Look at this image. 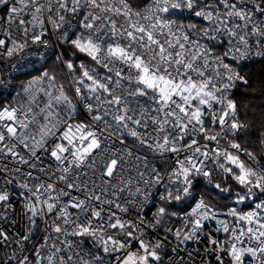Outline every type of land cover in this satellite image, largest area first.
Segmentation results:
<instances>
[{"label":"snow or ice","instance_id":"snow-or-ice-1","mask_svg":"<svg viewBox=\"0 0 264 264\" xmlns=\"http://www.w3.org/2000/svg\"><path fill=\"white\" fill-rule=\"evenodd\" d=\"M0 264H264V0H0Z\"/></svg>","mask_w":264,"mask_h":264}]
</instances>
